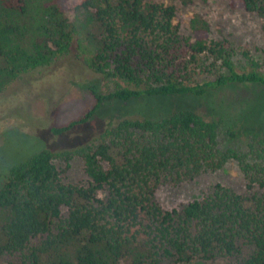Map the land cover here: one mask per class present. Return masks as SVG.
<instances>
[{
    "label": "trees",
    "instance_id": "obj_1",
    "mask_svg": "<svg viewBox=\"0 0 264 264\" xmlns=\"http://www.w3.org/2000/svg\"><path fill=\"white\" fill-rule=\"evenodd\" d=\"M67 2L0 0V91L71 48L90 72L113 84L106 94L90 88L92 107L52 127L53 135L84 124L112 101H206L222 88L256 86L263 94L255 106H264L258 70L264 59L259 64L242 53L248 67L235 71L233 46L212 37L197 14L187 16L184 33L173 24L174 7L158 0H80L71 9ZM227 7L255 13L264 28V0H227ZM210 102L218 119L186 107L160 116L148 108L71 153L36 149L3 160L0 262L8 256L15 264H189L229 257L264 264V137L245 153L218 149L226 129L216 110L224 107ZM72 156L82 161L83 184L62 182L53 163ZM230 159L243 173V193L214 185L169 211L153 200L158 184L177 185Z\"/></svg>",
    "mask_w": 264,
    "mask_h": 264
},
{
    "label": "rangeland",
    "instance_id": "obj_2",
    "mask_svg": "<svg viewBox=\"0 0 264 264\" xmlns=\"http://www.w3.org/2000/svg\"><path fill=\"white\" fill-rule=\"evenodd\" d=\"M79 1L68 0V8L71 9ZM158 1L174 7L173 24L178 25L182 32H186L187 16L195 13L208 23L212 37L227 39L234 48L232 63L235 71L248 67L247 58L242 53L262 63L264 28L255 13L232 10L227 7V0ZM71 16L69 11L68 17ZM74 52V48H71L66 55L48 66L18 76L0 91V165L5 159L36 149H47L55 154L71 153L93 142L107 126H112L122 118H139L148 108L157 109L156 116H160L186 107L205 118L218 119L216 112L209 106L212 100L223 103L224 108L216 110L221 114L223 112L222 129L236 130L232 137L226 130L218 135V149L228 147L245 153L248 144L254 145L259 137H264V106L261 109L255 106V103L261 104L263 91L256 86L222 88L206 101L184 97L107 102L84 124L53 135L52 127L76 121L92 107L94 100L90 88L98 94H106L113 86L110 81L93 74L80 60L75 59ZM258 70L264 74V66ZM253 132L259 134L257 138L252 136ZM53 163L62 182L80 185L86 181L82 161L78 157L72 156L67 162L56 158ZM214 185L229 188L235 193L245 191L243 173L234 160H227L220 168L206 171L177 185L158 184L153 200L162 210L179 209L188 202L200 199ZM0 264H15V258L6 256ZM162 264L170 263L164 261ZM189 264H239V261L238 258L226 257L207 263L196 261Z\"/></svg>",
    "mask_w": 264,
    "mask_h": 264
}]
</instances>
